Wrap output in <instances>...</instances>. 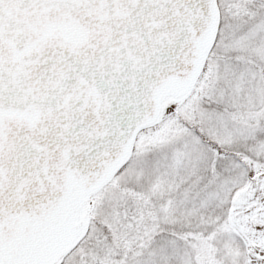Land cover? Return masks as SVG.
<instances>
[{
	"label": "snow or ice",
	"instance_id": "6c2138e0",
	"mask_svg": "<svg viewBox=\"0 0 264 264\" xmlns=\"http://www.w3.org/2000/svg\"><path fill=\"white\" fill-rule=\"evenodd\" d=\"M0 264H264V0H0Z\"/></svg>",
	"mask_w": 264,
	"mask_h": 264
}]
</instances>
